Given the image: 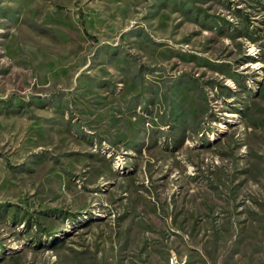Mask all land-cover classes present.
I'll use <instances>...</instances> for the list:
<instances>
[{
	"label": "rangeland",
	"instance_id": "1",
	"mask_svg": "<svg viewBox=\"0 0 264 264\" xmlns=\"http://www.w3.org/2000/svg\"><path fill=\"white\" fill-rule=\"evenodd\" d=\"M264 264V0H0V264Z\"/></svg>",
	"mask_w": 264,
	"mask_h": 264
},
{
	"label": "built area",
	"instance_id": "2",
	"mask_svg": "<svg viewBox=\"0 0 264 264\" xmlns=\"http://www.w3.org/2000/svg\"><path fill=\"white\" fill-rule=\"evenodd\" d=\"M170 253H173L174 264H186V260L183 256L178 255L175 251H171Z\"/></svg>",
	"mask_w": 264,
	"mask_h": 264
},
{
	"label": "bare ground",
	"instance_id": "3",
	"mask_svg": "<svg viewBox=\"0 0 264 264\" xmlns=\"http://www.w3.org/2000/svg\"><path fill=\"white\" fill-rule=\"evenodd\" d=\"M170 264H174L173 254L171 255V261H170Z\"/></svg>",
	"mask_w": 264,
	"mask_h": 264
}]
</instances>
